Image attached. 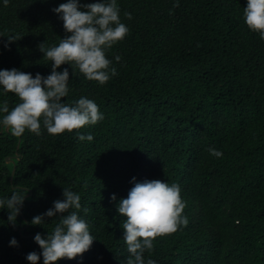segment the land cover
Masks as SVG:
<instances>
[{
	"label": "trees",
	"instance_id": "1",
	"mask_svg": "<svg viewBox=\"0 0 264 264\" xmlns=\"http://www.w3.org/2000/svg\"><path fill=\"white\" fill-rule=\"evenodd\" d=\"M62 2L0 3V33L20 37L8 48L0 42V68L51 72L38 44L54 46L68 34L52 11ZM174 2L118 0L129 32L106 52L117 69L106 83L86 79L78 68L73 76L67 62L59 66L70 72L63 102L91 98L103 120L58 135L43 125L40 135L26 130L20 136L0 127V198L16 185L27 188L15 224L7 221L9 210L0 209V264H31L26 254L40 251L34 235L46 236L59 216L45 217L44 225L31 218L63 199L64 187L81 196L76 211L96 239L82 259L50 264H127L125 216L117 203L132 177L176 183L185 201L188 223L157 236L146 259L264 264V39L244 21L247 0ZM4 102L11 110L20 98L0 90ZM77 132L93 140L81 141ZM13 236L18 246L9 245Z\"/></svg>",
	"mask_w": 264,
	"mask_h": 264
},
{
	"label": "clouds",
	"instance_id": "2",
	"mask_svg": "<svg viewBox=\"0 0 264 264\" xmlns=\"http://www.w3.org/2000/svg\"><path fill=\"white\" fill-rule=\"evenodd\" d=\"M7 5L9 0H0ZM174 6H179L175 0ZM63 21L67 35L54 46H45L44 41L38 44L43 57L51 63V72L44 75L40 72L33 75L13 67L0 68V90L4 93H15L20 102L9 110L7 102L0 105V127H7L14 135L20 136L26 130L41 134L42 127L49 134L58 135L65 131L72 132L87 124H96L104 119V113L91 98L80 96L72 104L64 103V97L69 93V67L58 70L67 62L72 68V75L78 68L84 77L106 83L117 74V69L106 52L116 43L123 40L129 32V27L122 22L118 0H64L52 9ZM129 18L130 12L125 13ZM244 21L252 31L258 32L264 39V0H247L244 7ZM7 35V41H0L5 48L10 42L19 39L17 34ZM121 57L117 55L116 61ZM81 141H92L91 133L77 132ZM214 156L222 152L209 147ZM133 186L128 195L119 199L117 209L125 216L122 222L123 239L127 246V264H158L152 258H145L146 250L154 247L157 236L177 231L188 223L183 215L185 201L181 197V188L176 183L169 184L167 180L148 179L137 180L132 177ZM27 188L16 185L10 196L0 198V209L7 208L10 224L17 222L21 207L24 205ZM111 198L117 199L112 193ZM81 196L71 188H63V199L53 201V206L45 212L31 218L33 225H44L45 217L59 216L47 235L37 232L33 239L40 246V251H31L26 259L31 264H37L43 259V264L58 261L60 258L82 259V254L89 250L96 239L91 233L88 222L78 213L81 209ZM70 209H72L70 211ZM86 211V209H85ZM18 239L13 236L10 246H18Z\"/></svg>",
	"mask_w": 264,
	"mask_h": 264
},
{
	"label": "water",
	"instance_id": "3",
	"mask_svg": "<svg viewBox=\"0 0 264 264\" xmlns=\"http://www.w3.org/2000/svg\"><path fill=\"white\" fill-rule=\"evenodd\" d=\"M15 171H16V166L14 167V169H13V171H12V176H11V180H12V181H13V177H14Z\"/></svg>",
	"mask_w": 264,
	"mask_h": 264
}]
</instances>
